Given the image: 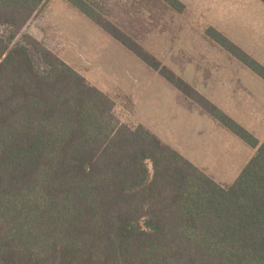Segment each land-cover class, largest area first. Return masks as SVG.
<instances>
[{
    "label": "trees",
    "instance_id": "16d2710c",
    "mask_svg": "<svg viewBox=\"0 0 264 264\" xmlns=\"http://www.w3.org/2000/svg\"><path fill=\"white\" fill-rule=\"evenodd\" d=\"M48 1L0 0V30H12L0 35V264H264V141L162 68L99 0L63 1L255 150L234 182L121 123L108 94L26 37L40 72L14 42ZM204 35L264 81V66L223 33Z\"/></svg>",
    "mask_w": 264,
    "mask_h": 264
},
{
    "label": "rangeland",
    "instance_id": "374dc122",
    "mask_svg": "<svg viewBox=\"0 0 264 264\" xmlns=\"http://www.w3.org/2000/svg\"><path fill=\"white\" fill-rule=\"evenodd\" d=\"M99 1L107 9L109 20L162 68L206 94L205 98L225 112L227 109L220 106L229 98L224 96L230 88L225 75L241 78L237 83L243 92L240 97L264 87V82L204 35L207 27L216 28L239 47L264 59V5L260 1L179 0L185 6L182 14L160 4L145 5V0ZM11 32L2 28L0 35L7 39ZM26 37L70 65L87 84L108 94L116 103L114 112L121 123L143 126L220 185L229 186L250 160L251 149L245 143L65 1L49 0L17 33L14 42L27 46L36 68L45 72L38 52ZM248 75L251 86L247 85ZM234 81L235 85L237 79ZM255 106L252 112L248 110L252 115L260 114ZM230 108L236 109L232 103ZM252 128L260 131L258 126Z\"/></svg>",
    "mask_w": 264,
    "mask_h": 264
},
{
    "label": "crops",
    "instance_id": "0c3cea01",
    "mask_svg": "<svg viewBox=\"0 0 264 264\" xmlns=\"http://www.w3.org/2000/svg\"><path fill=\"white\" fill-rule=\"evenodd\" d=\"M218 30V29H217ZM219 31V30H218ZM222 33V32H221ZM226 36V35H225ZM227 37V36H226ZM234 43V42H233ZM235 44V43H234ZM238 46V45H237ZM218 47V46H217ZM239 47V46H238ZM220 48V47H219ZM241 48V47H240ZM221 49V48H220ZM244 52H246L249 56H251L253 59H255L257 62H259L260 64H262L264 66V59L262 56V59L258 56L253 55L251 52H248L247 50L241 48ZM234 60V59H233ZM236 61V60H235ZM239 63V62H238ZM240 64V63H239ZM242 65V64H240ZM243 66V65H242ZM245 67V66H243ZM246 68V67H245ZM249 70V69H248ZM250 71V70H249ZM251 72V71H250ZM252 73V72H251ZM254 74V73H253ZM255 75V74H254ZM256 76V75H255ZM225 77L227 78V80L229 81V83H227V85H230L229 91L226 95H224L225 97L228 96V99H224L222 102V104H220L221 107H223L224 109H227L228 113L225 112L222 108H220L219 106H216L222 111L224 112L229 118H231L232 120H234L238 125H240L241 127H243L244 129H246L249 133H251L260 143H262L264 141V87L259 88V91L257 92H244V97H240V94H243V92L241 91L242 88H238L237 83L239 81H241L240 77H229V75H225ZM225 77H222L221 80L224 82ZM257 78H259L258 76H256ZM235 78V79H234ZM237 79L236 84L234 85L235 81ZM249 82L247 83V85H252L253 82H251L252 78L250 75H248ZM260 79V78H259ZM261 80V79H260ZM262 82H264L263 80H261ZM226 84V83H225ZM259 86H261V84L258 82ZM231 85L235 86V89L232 88ZM222 88V87H221ZM250 87L246 88L245 90H248ZM196 89V88H195ZM200 94H202L203 96H206V94L202 93L200 90L196 89ZM222 92V91H221ZM220 92V93H221ZM209 95V94H208ZM210 101V100H209ZM212 101V99H211ZM214 104V102H212ZM232 103L236 109H229V104ZM253 104H255V109L259 112L260 114L256 113L255 115H252V109H253ZM248 110H251V112H248ZM205 114V113H204ZM231 114V115H230ZM207 115V114H206ZM209 116V115H208ZM211 118V117H210ZM212 119V118H211ZM213 120V119H212ZM215 121V120H213ZM216 122V121H215ZM256 122V123H255ZM217 123V122H216ZM218 124V123H217ZM220 125V124H219ZM221 126V125H220ZM253 126H258L259 130H255L254 128H252ZM261 127V128H260ZM235 136V135H234ZM239 139V138H238ZM240 140V139H239ZM243 142V141H242ZM244 143V142H243ZM170 148L174 149L173 147L169 146ZM249 147V146H248ZM250 148V147H249ZM251 149V148H250ZM175 151H177L176 149H174ZM178 152V151H177ZM180 153V152H178ZM251 153L252 156L251 158L254 156L255 154V150L251 149ZM181 155H183L182 153H180ZM184 156V155H183ZM185 157V156H184ZM186 158V157H185ZM250 158V159H251ZM187 159V158H186ZM188 160V159H187ZM191 162V161H190ZM249 162V161H248ZM247 162V163H248ZM192 163V162H191ZM193 164V163H192ZM196 166V165H195ZM246 166V165H245ZM244 166V167H245ZM243 167V168H244ZM243 170V169H242ZM241 170V171H242ZM240 171V173H241ZM239 173V174H240ZM238 174V175H239ZM208 175V174H207ZM209 176V175H208ZM238 177V176H237ZM236 177V178H237ZM235 178V179H236ZM215 181V180H214ZM234 182V181H233ZM232 182V183H233ZM231 183V184H232ZM219 184V183H218ZM229 184V185H231Z\"/></svg>",
    "mask_w": 264,
    "mask_h": 264
}]
</instances>
